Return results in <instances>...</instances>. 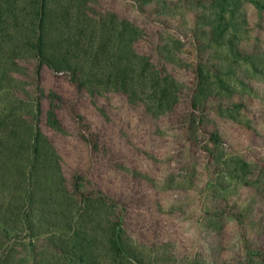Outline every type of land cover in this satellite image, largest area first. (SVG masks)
<instances>
[{
  "label": "rangeland",
  "instance_id": "obj_1",
  "mask_svg": "<svg viewBox=\"0 0 264 264\" xmlns=\"http://www.w3.org/2000/svg\"><path fill=\"white\" fill-rule=\"evenodd\" d=\"M38 1L0 0V264H264V0Z\"/></svg>",
  "mask_w": 264,
  "mask_h": 264
},
{
  "label": "trees",
  "instance_id": "obj_2",
  "mask_svg": "<svg viewBox=\"0 0 264 264\" xmlns=\"http://www.w3.org/2000/svg\"><path fill=\"white\" fill-rule=\"evenodd\" d=\"M46 9H47V6H46V3L44 2V0H39L38 6H37V13H39L40 16L45 15ZM41 22H42V20H41V18H39V25H38L36 32H35L33 46H34V50H35L36 56L38 57L39 62L40 63L46 62L51 66L52 63L50 61V58L45 55L44 50H43L44 36H43L42 30H41V24H42ZM37 136L38 135H36V138H38ZM34 147H35V152H36L37 145L35 144Z\"/></svg>",
  "mask_w": 264,
  "mask_h": 264
}]
</instances>
